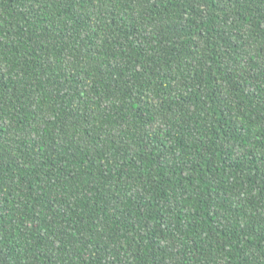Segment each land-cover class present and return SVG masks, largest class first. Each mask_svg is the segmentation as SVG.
<instances>
[{"label": "trees", "instance_id": "1", "mask_svg": "<svg viewBox=\"0 0 264 264\" xmlns=\"http://www.w3.org/2000/svg\"><path fill=\"white\" fill-rule=\"evenodd\" d=\"M0 264H264V0H0Z\"/></svg>", "mask_w": 264, "mask_h": 264}]
</instances>
